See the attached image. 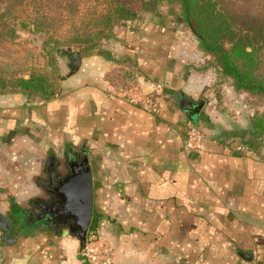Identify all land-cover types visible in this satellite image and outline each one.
Listing matches in <instances>:
<instances>
[{
    "label": "crops",
    "instance_id": "1",
    "mask_svg": "<svg viewBox=\"0 0 264 264\" xmlns=\"http://www.w3.org/2000/svg\"><path fill=\"white\" fill-rule=\"evenodd\" d=\"M129 21L137 23L135 34L130 24L114 30L115 52L83 55L80 71L54 97L1 95L0 150L43 154L44 162L65 150L87 156L97 229L113 245L114 264H264V138L252 129L234 133L211 100L195 123L205 141L188 152L192 120L173 99L197 101L208 75L193 70L197 54L178 45L168 19L141 14ZM117 64L138 70L133 87L159 100L156 113L131 104L130 88L111 83ZM42 161L25 180L36 169L39 175ZM57 238L34 239L31 251L24 243L18 253L20 239L0 244V262L54 264L65 245L71 259L60 264H75V244Z\"/></svg>",
    "mask_w": 264,
    "mask_h": 264
},
{
    "label": "rangeland",
    "instance_id": "2",
    "mask_svg": "<svg viewBox=\"0 0 264 264\" xmlns=\"http://www.w3.org/2000/svg\"><path fill=\"white\" fill-rule=\"evenodd\" d=\"M226 1L232 5V8H234L241 17L247 19H251V17H264L263 9L258 4L257 0ZM7 5V1L0 0V15L5 13ZM131 10L136 13L128 12V16L130 17L129 20L135 16L141 17V14L146 15V18H149L151 15L164 18L168 16L171 9L166 3H162L161 0H136L135 4L131 6ZM167 19V23L171 24V27L176 28L174 35L178 45L193 50L197 54V58L192 65L193 70L199 74L208 75L207 79L209 84L198 97L197 102L203 101L205 106L213 100L214 107L217 106L215 109L222 113H220V115L230 124L229 126L234 133L242 134L244 130H253L252 119L255 114L264 113V100L246 92L236 90L233 80L221 74L213 57L205 55L200 51L198 38L191 32L189 27L176 17L170 16V18ZM123 20H116L112 25V31H106L105 35L97 40V45L93 46L92 49L94 53H102L104 51L115 52L116 46L111 37L114 30L117 31L121 26H124L123 28L128 26L125 24H129L130 21L128 20L126 23H123ZM5 21L6 20H3L0 24ZM20 21L21 19L14 20L10 18L8 23L14 25L13 23H19ZM16 29L18 31L17 39L0 38V75L11 81L14 78H28L34 73H45L58 92L59 86L69 78L70 73L68 68L69 62L64 56V51L71 49L78 53L85 49L82 48L83 46L76 45L73 42L71 43L70 39H72L74 35L68 27H62L60 31L52 32V34L48 35L43 32L38 33L24 30L19 27V25H16ZM127 29H129V27ZM135 29L136 27L134 25V30ZM53 36L55 39H53ZM58 40H60L61 43H58ZM81 54L86 55L91 53L82 52ZM138 74V71L131 65L117 64L116 68L108 75V78L111 83L117 87L129 85L133 87L132 80L137 79ZM130 86L128 88H130ZM1 95L6 94H0V98ZM173 100V103L179 107L180 104L178 101H176V99ZM237 128H240L239 131L236 130ZM16 155L17 154L13 152L0 150V178H4V180H0V216L15 222V234L22 225V222L14 217L13 211H15V208L18 210L31 209L29 204L36 198V194L38 193L34 178L37 169L34 171V174H32L31 179H25L31 174V169L37 167V162H41L45 158L43 154L38 158H35L32 153H27V155L25 154L22 156ZM61 155L62 153H60L59 156ZM31 162H35V164ZM42 162H44V160ZM18 164L19 166H17ZM29 164H31L30 167ZM90 230H93L91 226L89 231ZM3 235L4 233L0 230V244H9L8 241L2 240ZM47 237H49V235L45 230H33L28 237L19 238L20 240L17 241L19 245L18 248L15 249V253L20 252L21 247H24V243L25 245L27 244L26 246L29 248L28 251H31V244L34 239L37 241L39 238L43 239ZM51 237L53 238L54 236ZM67 238L76 246L73 249L74 255L72 256L75 264H88L82 260L81 247L78 240L73 236H67ZM62 239V236L57 238L61 243L63 242ZM53 244L54 242L52 245ZM24 248L26 249V247ZM68 250V246L63 245V247H60L59 245L57 252L60 260L54 264H60L63 258L70 260L71 252ZM65 252H68L69 255H65ZM1 262L0 264H2Z\"/></svg>",
    "mask_w": 264,
    "mask_h": 264
},
{
    "label": "trees",
    "instance_id": "3",
    "mask_svg": "<svg viewBox=\"0 0 264 264\" xmlns=\"http://www.w3.org/2000/svg\"><path fill=\"white\" fill-rule=\"evenodd\" d=\"M5 1L8 5L5 13L0 15V22L6 20L0 24L1 39H17L16 25L24 30L43 32L47 35L60 31L62 27H68L74 35L70 39L71 43L85 49L79 53H94L93 46L97 45V40L103 37L106 31H112L116 20L127 18L128 12L136 13L131 10L136 0ZM161 2L171 9L164 19L176 17L187 25L198 38L200 51L213 57L221 74L233 80L236 90L264 100V17H241L226 0ZM257 2L264 13V0ZM10 18L21 21L11 25L8 23ZM129 24L127 31L135 34L137 28L134 30V24L137 23L130 21ZM129 62L138 67L133 60L130 59ZM132 81V84L137 83V79ZM129 86L125 88L129 89ZM15 92L33 93L45 98H52L57 94L55 86L45 73H34L28 78H14L11 81L0 75V94ZM252 127L253 134L264 137V113L255 114ZM97 227L94 216L91 228Z\"/></svg>",
    "mask_w": 264,
    "mask_h": 264
},
{
    "label": "water",
    "instance_id": "4",
    "mask_svg": "<svg viewBox=\"0 0 264 264\" xmlns=\"http://www.w3.org/2000/svg\"><path fill=\"white\" fill-rule=\"evenodd\" d=\"M70 70L69 77L77 74L83 64V55L71 49L64 51ZM187 109L181 108L192 122L196 123L204 102L190 101ZM55 195L58 203L49 204L51 210L50 220L53 223L63 216L70 221L69 230L63 232V236H73L80 244L81 250L85 248L87 235L95 215L94 181L92 170L87 156L77 164L71 174L65 178L59 177ZM48 223V222H47Z\"/></svg>",
    "mask_w": 264,
    "mask_h": 264
},
{
    "label": "flooded vegetation",
    "instance_id": "5",
    "mask_svg": "<svg viewBox=\"0 0 264 264\" xmlns=\"http://www.w3.org/2000/svg\"><path fill=\"white\" fill-rule=\"evenodd\" d=\"M179 103L184 109L190 107V102L187 99L181 98L179 99ZM83 158L84 154H74L70 150H65L59 160L56 159L54 154L49 153L39 175L35 177L38 193L36 194V198L29 204L31 209L13 212L14 217L22 222L16 234L14 232L16 228L15 222L9 219H2L0 216V228L5 232L4 240L11 242L22 237H27L33 230H45L49 236L61 237L65 230H69L71 222L63 218V216L57 223L49 221L51 210L48 208V205L58 203L55 191L59 183V177L60 179L65 178L71 174Z\"/></svg>",
    "mask_w": 264,
    "mask_h": 264
},
{
    "label": "built area",
    "instance_id": "6",
    "mask_svg": "<svg viewBox=\"0 0 264 264\" xmlns=\"http://www.w3.org/2000/svg\"><path fill=\"white\" fill-rule=\"evenodd\" d=\"M128 101L139 105L144 110L156 113L160 107L159 100L150 94L142 93L136 86L128 90ZM205 141L204 131L194 122H189L185 137V149L195 153ZM83 262L88 264H114V248L109 240L101 235L98 229L88 232L85 248L81 250Z\"/></svg>",
    "mask_w": 264,
    "mask_h": 264
}]
</instances>
